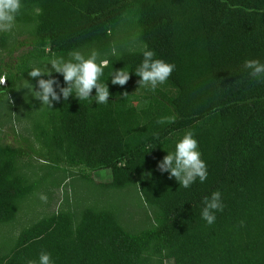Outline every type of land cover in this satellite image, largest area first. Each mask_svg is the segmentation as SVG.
<instances>
[{
    "label": "trees",
    "instance_id": "obj_1",
    "mask_svg": "<svg viewBox=\"0 0 264 264\" xmlns=\"http://www.w3.org/2000/svg\"><path fill=\"white\" fill-rule=\"evenodd\" d=\"M21 3L38 9L37 25L28 41H18L0 60L7 80L0 96L14 90L30 60L97 42L122 15L138 10L144 49L107 59L100 82L109 88V103L61 96L53 104L65 126L64 164L107 170L114 188L138 181L141 199L157 212L156 224L136 233L125 232L106 211L83 210L75 227L66 214L44 218L19 233L0 264H27L41 251L53 264H264V82L243 68L246 60L264 63V0ZM145 49L175 65L155 91L139 87L135 75ZM123 68L130 72L128 83L112 85L111 73ZM165 116L174 122L158 124ZM188 130L208 176L185 189L157 164ZM21 154L0 146V223L13 218L14 202L30 191L13 175ZM214 191L224 207L208 225L203 200Z\"/></svg>",
    "mask_w": 264,
    "mask_h": 264
},
{
    "label": "rangeland",
    "instance_id": "obj_2",
    "mask_svg": "<svg viewBox=\"0 0 264 264\" xmlns=\"http://www.w3.org/2000/svg\"><path fill=\"white\" fill-rule=\"evenodd\" d=\"M37 14L38 9L35 6L22 4L14 29L8 33H0V60L6 61L9 49L14 48L18 41H26L34 34ZM138 17V10H131L122 15L109 28L105 37L97 42L64 54H51L42 59L30 60L14 90L0 96V146L8 145L22 152L14 159L13 175L23 186L30 187L26 196L14 202L13 218L0 223V262L9 257L22 230L57 214L68 215L75 227L83 210L106 211L127 233L149 229L156 224L153 215L157 209L143 202L138 193V181L114 188L110 184L107 170L89 172L81 167H67L64 164L62 149L66 147V132L59 112L54 104L49 109L34 99V91L39 90L38 79L53 78L59 85L63 83L62 75L55 73L51 65H48L55 57L68 60L72 51H80L87 57L92 50H96L99 59H108L124 53L141 52L144 45L139 38ZM113 46L117 55L111 54ZM25 49H17L12 56ZM46 66L52 71L51 77L28 76V72L34 67L47 72ZM0 77L6 79V74ZM6 85L7 81L0 87ZM54 88L59 92L56 85ZM144 104L141 102L139 106L143 107ZM39 194L47 196L46 203L39 199ZM151 254L152 251H149L148 255ZM163 264H173V261L166 259Z\"/></svg>",
    "mask_w": 264,
    "mask_h": 264
},
{
    "label": "clouds",
    "instance_id": "obj_3",
    "mask_svg": "<svg viewBox=\"0 0 264 264\" xmlns=\"http://www.w3.org/2000/svg\"><path fill=\"white\" fill-rule=\"evenodd\" d=\"M21 8V0H0V33H8L14 29ZM111 54L117 55L115 46L112 47ZM154 56L153 51L145 49L142 62L135 70V75L140 78L137 81L139 87H148L152 91H155L158 85L166 83L175 70L174 64L167 63L162 59H155ZM69 57L68 60L63 57H55L48 63L55 73L62 75L66 86L61 87L59 82L53 78L38 79L39 90H33L34 99L49 109L53 106V102L61 100V96L64 101H67L69 97H74L79 101L94 100L97 105L109 103V88L100 82L109 61L99 59V53L96 50H92L87 57L80 51H72L69 53ZM243 68L248 71L250 78L264 82V63H261L260 60H246ZM28 76L30 78L51 77L52 71H49L48 67L47 72L39 67H34L28 72ZM110 77H112V85L123 87L130 79V72L125 68L113 70ZM6 81L5 78L0 77V85H4ZM54 85L59 88V94ZM93 89L96 93L94 97L91 95ZM123 96L127 97L128 93L124 92ZM174 120V117L165 116L161 117L157 123H173ZM194 135L191 130L186 131L182 138L176 142L174 151L167 153L157 164V169L161 173H168L169 179L175 178L179 185L185 189L195 183L197 178L201 183L205 182L208 176L207 165L201 158L199 143ZM39 199L44 203L47 202V196L44 194H39ZM203 204L201 217L208 225H212L216 220L215 213L223 211L221 193L219 191L212 192L210 197L204 198ZM241 226H243V221H241ZM27 264H53V261L50 253L41 251L38 260H28Z\"/></svg>",
    "mask_w": 264,
    "mask_h": 264
}]
</instances>
